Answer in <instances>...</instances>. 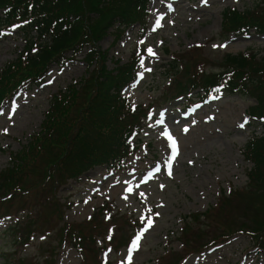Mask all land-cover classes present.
I'll list each match as a JSON object with an SVG mask.
<instances>
[{"label":"rangeland","instance_id":"obj_1","mask_svg":"<svg viewBox=\"0 0 264 264\" xmlns=\"http://www.w3.org/2000/svg\"><path fill=\"white\" fill-rule=\"evenodd\" d=\"M173 1H149L145 36L135 24L115 40L116 22L95 42L108 69L116 58L126 62L135 50L145 53L137 78L123 91L138 106L133 119L144 123L135 154L119 168L101 164L77 180L55 174L53 186L42 177L46 159H39L29 181L37 185L26 196L4 200L0 194V264H86L84 256L87 264H240L251 255L249 264H264L254 237L237 228L251 222L247 206L264 193L250 186L252 163L242 154L252 134L264 135V124L247 114L257 103L252 94L226 90L203 99L200 89L189 88L194 61L205 60L211 74L221 70L225 53L264 49V34L256 28H221L226 8L255 11L263 0H178L177 7ZM1 18L0 71L18 60L24 44L22 28L3 27ZM87 50L63 52L1 102L0 170L41 129L53 95L74 86L79 93L71 113L84 106L83 83H91L94 67L86 64ZM194 117L204 120L188 126ZM167 136L178 141L174 164L166 160L167 147H160ZM240 191L247 192L245 199ZM69 225L84 236V248L62 233ZM228 227L234 231L220 236Z\"/></svg>","mask_w":264,"mask_h":264},{"label":"trees","instance_id":"obj_2","mask_svg":"<svg viewBox=\"0 0 264 264\" xmlns=\"http://www.w3.org/2000/svg\"><path fill=\"white\" fill-rule=\"evenodd\" d=\"M146 2L0 0L3 25L26 23L24 37L27 50L22 52L17 63L2 69L0 101L11 93V89L16 90L30 77H40L41 71L46 70L50 61L61 58L65 51L72 49L77 53L82 46H90L85 53L86 62L88 67L94 66L89 74L91 83H83V92L87 94L84 106L77 113H71L70 109L79 93V89L74 86L53 95L41 129L20 150L10 153V165L0 170V194H3L4 200H11L14 195L26 196L30 192L29 188L37 185L34 182L29 184V181L39 159H46L42 177L47 181L52 180L50 184L53 186L55 174L62 177L63 181L68 178L77 180L81 173L101 164L118 167L134 153L136 142L131 138L133 134L139 133L141 124L133 119L138 113H134L132 103L122 95V90L135 78L140 55H132L126 64H119V60H116L115 68L108 69L106 55L96 48L95 42L102 39L116 22L119 25L116 26L115 40L123 34L120 26L128 27L135 22L142 24ZM261 4V9L255 11L226 10L222 16V28L226 32L256 28L264 33V0ZM31 31H35L42 41L35 45V53L30 50L35 42L33 37H29ZM221 61L223 70L211 74L204 71V65L207 64L205 60L194 61V66H197L191 74V88H199L207 94L219 88L251 93L258 104L250 108L249 114L264 121V49L261 54L252 50L234 55L228 53ZM16 72H19L18 75L14 74ZM11 78H15V81ZM245 147L243 157L252 163L247 172L250 186L264 190V135L253 137ZM246 193L238 192L239 195L243 194V199ZM255 197L257 202H249L250 206H247L251 222L242 221L237 228L251 234L264 254V193ZM65 231L69 232L79 249L84 248V236L81 233L77 235V230L70 225L62 233ZM233 231L234 228L228 227L219 235L224 236ZM217 238H214V243L219 240ZM83 258V263L87 264V258Z\"/></svg>","mask_w":264,"mask_h":264},{"label":"bare ground","instance_id":"obj_3","mask_svg":"<svg viewBox=\"0 0 264 264\" xmlns=\"http://www.w3.org/2000/svg\"><path fill=\"white\" fill-rule=\"evenodd\" d=\"M176 1H178V0H176ZM176 1H173L174 3H175V7H177V3H176ZM180 2L179 3H182L181 1L182 0H179ZM201 1H206V0H201ZM202 6H205V2H203V5ZM168 9V11L167 12H169L170 13V9L169 8H167ZM164 18L165 17V15H163V14H161V17L160 18ZM171 60H173V59H171ZM232 105V104H231ZM233 113H236V108H234L233 107V111H232V115H233ZM191 120H193L190 124H188V126L189 125H193L194 124V122L196 121V122H199V121H203L204 120V118L203 117H199L198 118V120H196L195 119V117L194 118H191ZM173 137V136H172ZM166 138L168 139V136L167 137H164L163 139H165L166 140ZM164 142H166V146L164 145ZM163 142V140L162 141H160V147H161V149L163 150V149H165L166 147H167V150H168V153H172L173 152V147H172V143L170 142V141H164ZM175 147L177 148L178 147V141L176 140V143H175ZM167 160H170L169 159V156L167 157ZM175 160H176V156H174V159L173 160H171L172 161V163L174 164L175 163ZM254 255H251V256H249V257H245V258H243V260H241L240 262V264H249L251 261H249V259L251 258V257H253ZM206 258H208V256L206 255L205 256Z\"/></svg>","mask_w":264,"mask_h":264}]
</instances>
